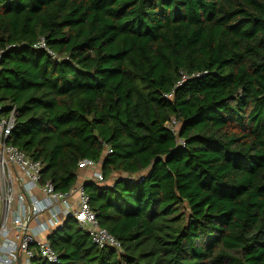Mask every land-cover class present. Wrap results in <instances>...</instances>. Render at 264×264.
I'll return each mask as SVG.
<instances>
[{
	"label": "trees",
	"instance_id": "trees-1",
	"mask_svg": "<svg viewBox=\"0 0 264 264\" xmlns=\"http://www.w3.org/2000/svg\"><path fill=\"white\" fill-rule=\"evenodd\" d=\"M0 51L7 143L58 192L100 162L84 191L121 244L68 218L36 264H264V0H0Z\"/></svg>",
	"mask_w": 264,
	"mask_h": 264
},
{
	"label": "built area",
	"instance_id": "built-area-1",
	"mask_svg": "<svg viewBox=\"0 0 264 264\" xmlns=\"http://www.w3.org/2000/svg\"><path fill=\"white\" fill-rule=\"evenodd\" d=\"M33 47L46 51L56 60L59 59L47 47L43 37ZM182 80L175 86H179ZM162 97L170 100L172 91ZM15 114V107L0 104V264H36V255L50 263H58L56 253L42 234L61 228L68 218L75 221L93 244L120 251L119 240L98 223L90 207L89 197L84 191V182H75L67 192L55 191L50 182H40L41 162L29 159L16 146L7 143L14 128ZM166 125L173 134H177L179 123L174 118ZM178 145H183L180 139ZM108 153H111L110 148L104 151V154ZM78 165L80 169L91 171V181H102L100 162L82 159ZM142 176L143 173H139L125 178L136 182ZM28 207L30 216L25 226Z\"/></svg>",
	"mask_w": 264,
	"mask_h": 264
},
{
	"label": "crops",
	"instance_id": "crops-1",
	"mask_svg": "<svg viewBox=\"0 0 264 264\" xmlns=\"http://www.w3.org/2000/svg\"><path fill=\"white\" fill-rule=\"evenodd\" d=\"M92 176H91V171L89 170V169H80L79 170V172H78V176H77V180H76V182H86V181H91L90 180V178H91ZM106 183H108V184H110L109 183V181L108 182H106ZM50 233H45V234H42V236H47V235H49Z\"/></svg>",
	"mask_w": 264,
	"mask_h": 264
},
{
	"label": "water",
	"instance_id": "water-1",
	"mask_svg": "<svg viewBox=\"0 0 264 264\" xmlns=\"http://www.w3.org/2000/svg\"><path fill=\"white\" fill-rule=\"evenodd\" d=\"M29 216H30V213H29V207H28V211H27V215H26V219H25V222H24V225L26 226L28 221H29ZM46 239H48V235L46 236Z\"/></svg>",
	"mask_w": 264,
	"mask_h": 264
},
{
	"label": "rangeland",
	"instance_id": "rangeland-1",
	"mask_svg": "<svg viewBox=\"0 0 264 264\" xmlns=\"http://www.w3.org/2000/svg\"><path fill=\"white\" fill-rule=\"evenodd\" d=\"M143 173V172H142ZM117 175H114L113 177H116ZM111 182V180L109 181V183Z\"/></svg>",
	"mask_w": 264,
	"mask_h": 264
}]
</instances>
